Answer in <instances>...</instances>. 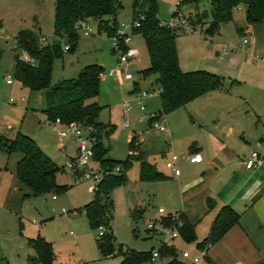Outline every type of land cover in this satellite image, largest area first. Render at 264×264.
Segmentation results:
<instances>
[{
    "label": "rangeland",
    "instance_id": "obj_1",
    "mask_svg": "<svg viewBox=\"0 0 264 264\" xmlns=\"http://www.w3.org/2000/svg\"><path fill=\"white\" fill-rule=\"evenodd\" d=\"M134 0H121L122 7L116 15L119 29L130 37L129 47L139 51L136 58L127 64L120 63V54L113 46V36L100 31L99 21L92 19L94 33L86 36L79 31V40L72 50H64L68 41L55 34L56 0H0V125L19 129L38 142L41 149L62 167L57 176L60 185H67L64 193H47L25 197L28 189H23L16 178L17 161L21 153L9 155L0 150V264H28L35 255L29 238L41 235L53 244L55 259L53 264H119L122 256L105 257L98 244L99 229L91 226L85 212V205L96 195L89 191L88 181H76L75 171L68 167L71 159L78 154V142L72 135L61 138L59 130L47 119L44 110L48 106V93L53 86L63 80L77 77L89 64L105 68V79L101 83L98 102L103 106L99 119L105 125L114 124V132L103 141L108 156L117 161H125L131 153L130 142L135 134L143 136L142 147L146 160L165 174L167 161L173 153L181 156L189 154L186 147L188 137L201 140L214 131L215 126L235 125L239 130L225 136L218 131L221 141L238 151L245 145L244 152L264 151V24L249 26L243 11H235L234 20L223 23L219 31L207 38L205 30L208 20L204 11L210 12L212 0H158V16L164 24L173 19V8L179 7L184 16L191 18L196 30L184 32L178 29V52L180 66L184 71L208 70L224 78V87L197 98L184 107L176 109L161 118L168 125L171 134H155L149 118L161 109V96L156 83V75L144 76L142 71L151 66V59L144 37L134 32ZM178 4H180L178 6ZM199 15V16H197ZM199 17V18H198ZM111 23L113 16H106ZM245 27L241 35L237 28ZM249 26V29L248 27ZM31 29L45 36V44L59 43L63 46V56L54 59L51 86L42 90L24 87L15 76V55L24 52L17 48L15 36L20 30ZM249 43L244 46V39ZM226 49L229 54L221 59L220 53ZM131 78H128V76ZM11 77L12 84L7 79ZM136 82L138 90L153 91L144 99L146 109L133 93ZM139 90V91H140ZM138 92V91H137ZM130 102L131 111L125 113ZM124 123L129 126L125 127ZM84 135H90L89 130ZM67 148H64V145ZM262 144V145H261ZM261 145V146H260ZM170 149L165 154V150ZM135 155L143 154L137 144ZM97 171L100 164L91 159ZM201 164L180 159L179 167L187 178H194ZM112 172V171H111ZM128 180L112 188L113 233L117 237L116 246L133 248L138 251L159 250L167 240L162 228L149 230L151 221L163 219L159 209L166 210L165 216H175L179 208L180 194L176 179L169 181H143L140 178V162L134 161L126 172ZM102 192V191H101ZM104 197V193L101 195ZM105 198V197H104ZM178 204L174 206V204ZM144 209L134 218V209ZM164 223H166L164 219ZM202 225V224H201ZM170 226V225H169ZM197 240L188 243L181 236L173 240L179 258L194 264L192 258H183L181 251H189L192 256L200 255L199 242L209 234L203 223L196 230ZM168 258H155L144 264H165ZM210 264L205 257L200 263Z\"/></svg>",
    "mask_w": 264,
    "mask_h": 264
},
{
    "label": "trees",
    "instance_id": "obj_2",
    "mask_svg": "<svg viewBox=\"0 0 264 264\" xmlns=\"http://www.w3.org/2000/svg\"><path fill=\"white\" fill-rule=\"evenodd\" d=\"M195 2L196 0H181ZM121 0H56L55 34L68 41V50H72L78 43L79 30L77 25L81 20L96 19L99 21V29L109 36L118 34V22L116 15L121 9ZM245 9V18L248 25L259 26L264 24V0H212L210 12L204 11V19L208 20L205 35L213 37L221 28V25L234 20L235 11ZM158 0H134L133 21L139 18L140 13L145 15L139 27L134 28L135 33L141 34L149 52L151 66L142 71L143 75H156V83L160 88L161 109L151 116L150 122L186 106L195 99L210 91L222 89L224 78L208 70L198 69L184 71L180 66L178 52L177 28H172L162 22L158 16ZM106 16H113L111 23ZM199 16V15H197ZM199 18V17H198ZM194 30L196 24L189 18ZM3 26L0 19V30ZM238 32L246 34L244 27H238ZM17 48L35 59L36 64L23 60L20 54L15 55V76L24 87L31 90L47 89L51 86L54 59L62 57L64 50L59 43L45 44V36L31 29H23L15 36ZM127 50L128 46H124ZM2 48L0 46V59ZM105 68L98 64L86 65L77 77L63 80L52 87L48 93V106L44 110L49 122L60 119L63 126L75 122L85 130L90 131L93 141L94 159L104 171L103 179L95 192L96 197L84 207L86 215L92 227L106 226V233L99 235L97 244L105 257L122 256L119 264H144L154 261L153 251H138L133 248L116 246L117 237L113 233L111 219L113 218V200L110 191L113 187L128 180L126 172L134 161L140 162V178L143 181H162L167 177L146 160L145 154H129L125 161H117L108 156V149L103 141L113 132L115 125H105L99 119L103 106L99 104L101 73ZM134 92L138 91V87ZM137 136L130 142V149L135 151ZM0 150L9 155L21 153L17 162L16 178L28 196H40L47 193H64L67 185H60L57 176L62 172V167L56 163L38 145L37 141L22 131H18L15 137L10 138L0 133ZM120 165V173L115 172ZM112 171V172H111ZM102 191V192H101ZM104 193V197H102ZM211 207V202L209 203ZM141 209H134L132 215L137 216ZM242 215L233 207L224 206L216 216L211 232L207 238L199 242V249L219 242L234 226L241 223ZM184 226L181 235L188 243L197 240L195 225L182 215ZM166 225L172 226L171 218L165 219ZM30 246L35 250V255L29 258L28 264H53L55 254L53 244L41 235L29 238ZM159 251V257L168 260L165 264H188L179 258L175 246L163 244ZM209 259L208 255L205 257ZM264 264V259L254 263Z\"/></svg>",
    "mask_w": 264,
    "mask_h": 264
},
{
    "label": "crops",
    "instance_id": "obj_3",
    "mask_svg": "<svg viewBox=\"0 0 264 264\" xmlns=\"http://www.w3.org/2000/svg\"><path fill=\"white\" fill-rule=\"evenodd\" d=\"M238 11H243L245 15L244 8ZM249 26H247L248 29ZM150 118V127L153 129ZM214 129L209 133V137L205 138L204 136L201 140L188 137L186 140L189 152L200 153L202 156L200 161L192 162L201 164L200 173L197 171L198 174L194 178L183 177L182 172L177 176L171 169L170 173H162L167 177L166 181L176 179L180 203H178L179 208L177 207L175 212L180 217L184 215L193 223L195 230L204 223L210 234L216 216L226 205L233 207L242 215L241 223L231 228L219 242L210 247L209 259L206 258L210 264H254L264 259V164L256 169H247L244 164L245 155L250 153L244 152L248 148L247 145L241 150L239 149L240 155L225 140H220L218 131H225L227 137L239 130L237 126H215ZM11 130L13 128L0 125V133L10 138L15 137L17 132L21 131L19 129L15 134H10ZM154 130L156 135L164 133ZM135 135L137 136L136 145L140 144V148L146 156V151L142 147L143 136ZM64 148H67L66 144ZM164 152L165 154L169 153L170 149H166ZM131 153H135V151L131 150ZM154 166L156 167V165ZM75 176H77L76 172ZM178 204L175 203L174 206ZM141 209L143 210L142 214H140L141 211L138 214L142 216L144 209Z\"/></svg>",
    "mask_w": 264,
    "mask_h": 264
},
{
    "label": "built area",
    "instance_id": "obj_4",
    "mask_svg": "<svg viewBox=\"0 0 264 264\" xmlns=\"http://www.w3.org/2000/svg\"><path fill=\"white\" fill-rule=\"evenodd\" d=\"M180 4H178L179 6ZM173 19L167 24L172 28H177L183 30L184 32L194 31V28L187 16H184V13L181 11L179 7L173 8ZM145 19V15L140 13L139 18L133 21V28L139 27L141 25V21ZM77 29L80 31L82 30L86 36L91 35L94 33V28L90 24L89 20H81L78 25L76 26ZM130 37H128V33L125 30H118V34L113 36V46L116 51L120 54V63L127 64L130 60L137 57L139 51L136 49H132L129 47ZM244 46L249 43L247 38L244 39ZM124 46H128V49L125 50ZM65 50L69 49V46L66 45ZM229 54V51L224 49L223 52L220 53L219 57L224 59ZM21 58L26 61H30L33 65L36 64L35 59L31 58L28 54L24 53L21 55ZM264 60V58H263ZM101 78L105 79V73H101ZM128 78H131L129 75ZM8 84H12L13 80L9 76L7 79ZM136 99L141 104V110H145L146 107L143 104V101L146 97L151 96L153 91L150 90H140L136 92ZM160 93V88H159ZM131 111L130 102L127 103L125 107V113H129ZM53 124L55 125H62L61 120L58 118L56 119ZM125 127H128V123H124ZM63 130H59V135L61 138H66L69 135H72L74 139L78 142V154L75 158L71 159L68 163V167L72 168L76 173V181H88L89 191L96 192L99 188V183L103 179V172L97 171L94 166L92 165L91 159L94 158V149H93V141L90 135L85 136L84 131L85 129L78 123L72 122L66 126H63ZM152 127L160 132L171 134L169 127L165 123H161L160 120H155L152 122ZM180 159L190 162H198L202 159L200 153H189L184 156H179L175 153L171 156V159L167 161V167L171 169L175 175L181 174V169L179 167ZM244 164L247 169H256L264 164V151L253 150L252 152L248 153L244 157ZM122 167L120 165L116 166L115 172L120 173ZM160 214H162L163 219L159 221H151L148 224L149 230H156L158 227L162 228L163 232L166 233V238L169 241H172L181 236V228L184 226L183 220L180 215L176 214L175 216H165L166 210L164 208L159 209ZM171 218L174 222L172 226H168L164 223V219ZM107 231L106 226L101 225L99 227V235L105 234ZM169 243L167 245H171L173 243ZM208 248L209 245L201 250L200 255L192 256L189 251L183 250L181 251V255L183 258H192L193 263H199L203 257L208 255ZM154 259L159 257V251H153Z\"/></svg>",
    "mask_w": 264,
    "mask_h": 264
}]
</instances>
